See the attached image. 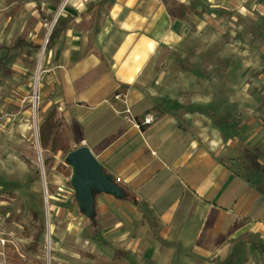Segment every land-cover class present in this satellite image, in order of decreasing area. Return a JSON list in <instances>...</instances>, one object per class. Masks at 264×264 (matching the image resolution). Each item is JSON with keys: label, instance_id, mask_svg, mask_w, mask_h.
<instances>
[{"label": "rangeland", "instance_id": "rangeland-1", "mask_svg": "<svg viewBox=\"0 0 264 264\" xmlns=\"http://www.w3.org/2000/svg\"><path fill=\"white\" fill-rule=\"evenodd\" d=\"M115 1L85 0L82 28L94 19V6L103 4L100 26ZM163 1L170 13L182 0ZM203 1L213 13L190 12L173 22L172 37L156 48L141 75V89L154 104L165 100L194 112L208 107L225 117L222 127L209 118L192 120L199 127L195 134L200 139L212 126L214 139L221 137L226 150L248 161L241 177L264 194V0ZM63 2L0 0V264H13L15 255L22 264H213L164 248L157 258L147 257L150 234L141 222L132 232L103 193L95 194L96 214L88 216L76 198L67 155L39 154L47 47ZM69 9L78 13L69 5L61 15ZM124 212L131 217V210ZM221 255L225 264H264L249 244L233 243Z\"/></svg>", "mask_w": 264, "mask_h": 264}, {"label": "crops", "instance_id": "crops-1", "mask_svg": "<svg viewBox=\"0 0 264 264\" xmlns=\"http://www.w3.org/2000/svg\"><path fill=\"white\" fill-rule=\"evenodd\" d=\"M85 4L65 0L53 22L54 28L59 20L61 25L47 49L44 110L56 107L71 148L87 145L127 193L129 199L104 195V200L132 232L141 222L143 233L150 234L146 256L157 258L164 248L207 259L222 257L249 234L264 241L263 191L219 160L244 157L226 150L221 137L214 139L212 126L200 139L195 134L199 127L192 120L214 122L213 109L154 104L141 89L139 80L156 48L172 37L173 22L184 19L172 18L163 0H116L100 26L101 3L82 28ZM69 5L78 13L69 9L61 15ZM147 116L152 123H145ZM148 218L180 250L161 244Z\"/></svg>", "mask_w": 264, "mask_h": 264}, {"label": "trees", "instance_id": "trees-1", "mask_svg": "<svg viewBox=\"0 0 264 264\" xmlns=\"http://www.w3.org/2000/svg\"><path fill=\"white\" fill-rule=\"evenodd\" d=\"M190 3H179L175 2L173 4V9L170 13L172 18L175 19H185L189 12H194L197 15L201 14H212L213 12L209 11V6L203 0H189ZM201 8V9H200ZM61 21L59 20L56 27L53 29L52 34L50 36V40L48 43L47 49L50 48L51 44L57 38L60 31ZM22 41H18L16 46H20ZM29 46H33V44H28ZM15 46V47H16ZM214 122L218 125V127H222L224 124L229 121L223 117L220 113L213 111L209 114ZM39 143L43 152H50L52 155L57 156L61 154L68 155L71 151V143L68 137L66 136L61 119L58 116V111L56 107L52 108L45 116L42 124L39 127ZM222 163L229 165V169L239 176H243L244 172L250 167L248 161L245 158H236V159H228V158H220ZM47 164V161L44 163ZM129 199V196L126 193L124 198ZM146 214V213H145ZM149 217L148 215H146ZM149 219V223L151 225L154 237L161 242L164 246L168 247H176L180 250V246L175 243L168 242L165 240L159 233V227L156 222ZM249 244L253 250L259 251L260 255L264 258V241L260 239V236L257 235H247L240 242L239 246H244ZM208 262L213 264H225L221 257H212L206 259ZM13 264H22L21 257L15 255L13 258Z\"/></svg>", "mask_w": 264, "mask_h": 264}, {"label": "water", "instance_id": "water-1", "mask_svg": "<svg viewBox=\"0 0 264 264\" xmlns=\"http://www.w3.org/2000/svg\"><path fill=\"white\" fill-rule=\"evenodd\" d=\"M37 145L39 154H41L39 137L37 138ZM66 161L72 167L71 183L76 198L88 216L96 214V193L109 194L117 199L125 198L124 189L117 183L118 181L115 180L113 175L105 170L87 145H82L71 151L67 155ZM41 166L43 167L42 161Z\"/></svg>", "mask_w": 264, "mask_h": 264}, {"label": "bare ground", "instance_id": "bare-ground-1", "mask_svg": "<svg viewBox=\"0 0 264 264\" xmlns=\"http://www.w3.org/2000/svg\"><path fill=\"white\" fill-rule=\"evenodd\" d=\"M43 56H44V55H41V56H40V60H39L38 68H37V72H38V74H39L40 69H41V63H42ZM37 89H38V86L36 87V90H37ZM37 107H38V104L35 105V109H37ZM34 111H35V110H34ZM38 122H39V118H38V116L36 115V116H35V124L38 125ZM37 128H38V126H37Z\"/></svg>", "mask_w": 264, "mask_h": 264}, {"label": "built area", "instance_id": "built-area-1", "mask_svg": "<svg viewBox=\"0 0 264 264\" xmlns=\"http://www.w3.org/2000/svg\"><path fill=\"white\" fill-rule=\"evenodd\" d=\"M34 101H35V104H37V102L39 101V97H38L37 93H35ZM152 122H153V118L150 116H147L145 119V123L150 124Z\"/></svg>", "mask_w": 264, "mask_h": 264}]
</instances>
